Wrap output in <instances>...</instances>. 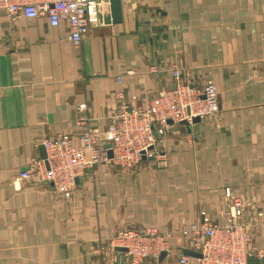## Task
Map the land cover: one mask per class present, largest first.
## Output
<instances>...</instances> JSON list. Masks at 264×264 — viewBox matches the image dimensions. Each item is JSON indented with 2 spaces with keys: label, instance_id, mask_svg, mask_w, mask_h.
Returning a JSON list of instances; mask_svg holds the SVG:
<instances>
[{
  "label": "crops",
  "instance_id": "1",
  "mask_svg": "<svg viewBox=\"0 0 264 264\" xmlns=\"http://www.w3.org/2000/svg\"><path fill=\"white\" fill-rule=\"evenodd\" d=\"M120 5L121 21L105 23L103 0L99 22L77 46L61 39L65 24L0 12V264H111L120 252L99 245L115 230L144 226L174 237L163 258L142 264H181L190 248L181 228L201 210L222 221L225 188L264 211V0ZM174 65L190 72L184 81L212 79L219 110L170 124L158 143L165 155L130 169L98 163L75 179L70 196L19 176L42 158V138L103 131L116 91L140 104L173 83ZM188 256L186 264H198Z\"/></svg>",
  "mask_w": 264,
  "mask_h": 264
},
{
  "label": "built area",
  "instance_id": "2",
  "mask_svg": "<svg viewBox=\"0 0 264 264\" xmlns=\"http://www.w3.org/2000/svg\"><path fill=\"white\" fill-rule=\"evenodd\" d=\"M102 1L0 0V12L26 18L44 16L52 27L65 24L67 30L61 39L77 46L89 27L99 22ZM157 70V65L149 66V72ZM170 73L173 83L159 88L140 104L126 100L122 90L116 91L117 105L108 114L103 131L87 127L76 137L61 133L42 138L45 157L35 159L19 176L48 181L57 192L70 196L75 179L96 164L110 162L130 169L142 158L161 154L159 139L170 124L191 125L195 116L210 117L218 112L217 87L212 79L206 78L199 85L184 81L183 77L189 78L190 72L175 65ZM116 80L121 82L122 76L117 75ZM83 107V104L78 106L80 110ZM107 143L109 147H105ZM108 149L111 157H107ZM224 195L228 206L222 221L213 220L201 210L197 221L180 230L190 240L189 249L200 254L198 264H247L248 258L259 259L264 255V243L260 246L253 243L258 233L264 235V211L254 202L234 196L229 188H225ZM173 237L174 231L149 226L120 230L106 245L112 252L117 247L124 248L118 251L121 252L119 264H142L146 257L157 258L161 252H169ZM188 259V254L183 253L178 261L186 264Z\"/></svg>",
  "mask_w": 264,
  "mask_h": 264
},
{
  "label": "water",
  "instance_id": "3",
  "mask_svg": "<svg viewBox=\"0 0 264 264\" xmlns=\"http://www.w3.org/2000/svg\"><path fill=\"white\" fill-rule=\"evenodd\" d=\"M109 2V14L103 16V22L105 23H118L121 21V5H120V0H107ZM200 120L199 116H195L192 119V122H198ZM105 147H109V143L105 144ZM41 148V153H42V157H45V149L44 147H40ZM112 156V152L110 149L107 150V157H111ZM117 250H124V248L122 247H117ZM165 252H161L159 255V258H163L165 256ZM185 254H188L190 256H195V257H200V254L196 251L193 250H185ZM247 264H264V255L261 258H254V257H250L247 259Z\"/></svg>",
  "mask_w": 264,
  "mask_h": 264
},
{
  "label": "rangeland",
  "instance_id": "4",
  "mask_svg": "<svg viewBox=\"0 0 264 264\" xmlns=\"http://www.w3.org/2000/svg\"><path fill=\"white\" fill-rule=\"evenodd\" d=\"M158 150L160 151L159 147H158ZM160 152H161V151H160ZM161 155H165V153H164V152H161ZM147 159H154V158H147ZM145 227H149V226H144V227H142V228H122V229H119V230H115V232H114L111 236H109V238L112 237V236H114L115 233L117 234L120 230H122V231H123V230H128V229L137 230V229H144ZM179 233H180V232H179ZM180 234H181V233H180ZM182 236H183V235H182ZM109 238H108V240L106 241V243H104V244H100V245H99V249H103V250L109 251L110 248L108 249V248H107V245H106L107 242L109 241ZM171 245H172V244H171ZM110 250H111V249H110ZM117 251H123V250H117V249H116L115 252H117ZM120 257H121V252H120ZM120 257H119V260H118V264H119V262H120ZM146 258H148V257H146ZM146 258H145V259H146ZM145 259H144V260H145ZM144 260H143V261H144ZM115 262H116V261H115ZM115 262H114L113 264H115Z\"/></svg>",
  "mask_w": 264,
  "mask_h": 264
}]
</instances>
